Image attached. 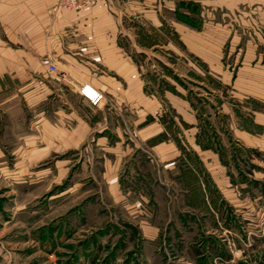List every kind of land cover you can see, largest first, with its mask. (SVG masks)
<instances>
[{
    "label": "crops",
    "instance_id": "obj_1",
    "mask_svg": "<svg viewBox=\"0 0 264 264\" xmlns=\"http://www.w3.org/2000/svg\"><path fill=\"white\" fill-rule=\"evenodd\" d=\"M59 4L0 0V111L17 112L23 101L38 107V131L56 135L47 145L76 149L90 135L115 158L116 150L142 148L127 136L126 105L137 109L139 137L167 160L189 146L203 150L201 114L216 133L263 148L264 0H102L73 10ZM5 26L13 45L3 40ZM50 63L62 66L60 76ZM84 83L103 91L100 105L79 93ZM149 99L156 110L146 106ZM165 118L166 127L177 126L174 136L167 137Z\"/></svg>",
    "mask_w": 264,
    "mask_h": 264
},
{
    "label": "rangeland",
    "instance_id": "obj_2",
    "mask_svg": "<svg viewBox=\"0 0 264 264\" xmlns=\"http://www.w3.org/2000/svg\"><path fill=\"white\" fill-rule=\"evenodd\" d=\"M18 104L0 111V264H264V146L216 133L201 114L204 151L189 146L167 160L125 105L127 136L142 148L115 158L88 135L60 149L38 131V107Z\"/></svg>",
    "mask_w": 264,
    "mask_h": 264
},
{
    "label": "built area",
    "instance_id": "obj_3",
    "mask_svg": "<svg viewBox=\"0 0 264 264\" xmlns=\"http://www.w3.org/2000/svg\"><path fill=\"white\" fill-rule=\"evenodd\" d=\"M102 0H60L59 7L63 10L90 8L97 5ZM48 69L51 73L58 71L55 63H50ZM79 93L91 104L100 105L105 100V94L100 89L89 83H84Z\"/></svg>",
    "mask_w": 264,
    "mask_h": 264
}]
</instances>
